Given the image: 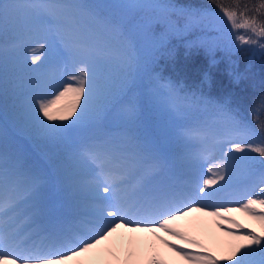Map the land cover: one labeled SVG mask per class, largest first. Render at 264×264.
<instances>
[{
    "label": "snow or ice",
    "instance_id": "1",
    "mask_svg": "<svg viewBox=\"0 0 264 264\" xmlns=\"http://www.w3.org/2000/svg\"><path fill=\"white\" fill-rule=\"evenodd\" d=\"M213 2L234 33L170 0H0V264H264V122L168 83L159 103L175 117L206 108L171 150L120 99L137 40L264 50V0Z\"/></svg>",
    "mask_w": 264,
    "mask_h": 264
},
{
    "label": "trees",
    "instance_id": "2",
    "mask_svg": "<svg viewBox=\"0 0 264 264\" xmlns=\"http://www.w3.org/2000/svg\"><path fill=\"white\" fill-rule=\"evenodd\" d=\"M171 3L181 7L200 9L210 15L205 17V22L218 25L230 33V22L223 17L220 8L213 0H170ZM251 5L252 0H243ZM258 4L260 0H255ZM224 6L234 5L236 0H221ZM235 10V9H233ZM217 17L224 22L221 24ZM242 35L248 34L247 30H239ZM194 39L191 33L169 36L164 44H144L136 48L137 56L143 62L140 72L123 86L121 101L137 97L141 89L139 82L146 77L153 78L150 73L160 72L159 80L174 84L184 93H203L209 99L224 100L228 98L231 107L239 112L245 123L253 129L259 130L264 122V111L260 110L259 101L264 98V50L256 45H243L233 41V45L213 44L211 51L204 47L189 52L188 44ZM136 42H142L137 40ZM153 48H150V47ZM160 48L161 51H160ZM160 55L154 60L157 52ZM139 53V55H138ZM209 79L205 80L204 75ZM151 75V76H150ZM142 101L139 102V106ZM255 109V111H254ZM182 124L202 117L205 106H197L182 110ZM191 119V120H190ZM27 151L35 154L37 149L29 141Z\"/></svg>",
    "mask_w": 264,
    "mask_h": 264
},
{
    "label": "rangeland",
    "instance_id": "3",
    "mask_svg": "<svg viewBox=\"0 0 264 264\" xmlns=\"http://www.w3.org/2000/svg\"><path fill=\"white\" fill-rule=\"evenodd\" d=\"M230 32L231 30L228 33ZM239 34L242 33L239 32ZM141 45H143V42H136L137 51ZM150 48L153 47L151 46ZM161 49L162 48H160V51ZM160 51L157 52L154 60L160 55ZM150 74L155 76L153 78L150 77L149 80H144V79L140 80L139 86H141L142 90H140L139 95L137 97H132L131 100L126 101L124 103L126 104L130 101L136 103L142 113V117L148 127V130L152 132L154 135H163L164 137H166L168 140L169 148L171 150H175L177 144L172 138L174 137L175 132L181 127V125L184 124H182L183 122L181 117L180 118L175 117L172 112H170L166 108H163L159 103V101L163 98L164 93L166 92V89L163 87V85L168 83L160 81L158 74L153 72ZM140 101H142L141 106H139ZM21 143L25 150L28 147V144H30L29 141L27 140H22ZM217 162L218 159L216 154H209L208 159L204 161L203 172L205 173V178H207V175H210V173H208V168L212 167V165ZM230 206H236V205H230ZM234 215H236V218L240 219L242 222L248 223L249 227H255L256 230L259 231L258 225L246 221L245 218L242 219L240 214L238 213ZM198 216L199 214H194V217H198ZM201 219L205 221L204 227L206 229V232L215 233L216 229L213 227L210 219L209 218H201ZM196 234L199 235L200 238L206 239L204 233H196ZM220 237L222 239H227V237H223V235ZM158 248H160L161 252L165 254L166 258H172V254L168 252L166 249H163L162 246L158 245Z\"/></svg>",
    "mask_w": 264,
    "mask_h": 264
},
{
    "label": "bare ground",
    "instance_id": "4",
    "mask_svg": "<svg viewBox=\"0 0 264 264\" xmlns=\"http://www.w3.org/2000/svg\"><path fill=\"white\" fill-rule=\"evenodd\" d=\"M241 218L244 219V217H242V216H241ZM209 219H210V221H211V218H209ZM215 234H216L217 236H219V237L223 235L222 233H219L218 230L215 231Z\"/></svg>",
    "mask_w": 264,
    "mask_h": 264
}]
</instances>
